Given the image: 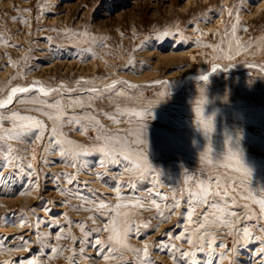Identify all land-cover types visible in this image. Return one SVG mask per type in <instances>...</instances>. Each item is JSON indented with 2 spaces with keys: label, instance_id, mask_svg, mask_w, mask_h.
Returning a JSON list of instances; mask_svg holds the SVG:
<instances>
[{
  "label": "rangeland",
  "instance_id": "rangeland-1",
  "mask_svg": "<svg viewBox=\"0 0 264 264\" xmlns=\"http://www.w3.org/2000/svg\"><path fill=\"white\" fill-rule=\"evenodd\" d=\"M263 1L203 0L194 7L187 0H0V100L13 87L34 81L41 82L37 88L50 92L48 97L38 91L18 93L10 106L0 109V117L5 118L0 122V163H5L7 174L19 157L21 168L0 192V237L9 238L0 248V264H16L22 258H39L41 264H73V257L75 264H122V260L128 264L147 260L152 264H233L234 257L235 264H262L264 215L258 201L264 199ZM164 32L170 35L156 39ZM159 53L180 55L159 60ZM213 65L219 70L212 72ZM201 75H208L207 82L199 79ZM117 81L125 83L106 91ZM92 88L97 91H85ZM201 98L204 116L214 125L210 136L197 124L195 107ZM55 99L59 106L49 108L47 104ZM37 108L60 117L58 139L89 149L101 146L95 139L101 126L112 132L131 129L139 119L132 113L151 109L153 118L146 122L145 133L146 165L133 171L126 170V161L100 167L104 155L94 150L83 154L82 149L60 160L58 150H48L47 131L43 140L34 139L39 132L33 121L9 119L18 112L52 126V120ZM65 117L81 123L68 125ZM19 124L32 126V131L8 138L3 130ZM209 147L211 163H206L202 155ZM229 148L239 150L250 175L245 177L236 171L234 161L225 159ZM28 163L33 165L30 173ZM61 173L71 174L73 183L67 182V176L53 179ZM97 173L102 177L97 178ZM209 174L219 179L221 188L231 177L228 195L235 205L228 203L225 211L237 215L198 206L189 220L190 193L197 192V182ZM101 202L119 203L122 214H130L135 222L133 234L124 240L130 247L121 258L104 259L95 247L56 238L61 234L84 237L79 227L68 226L67 221L83 222L86 230L102 227L106 221L98 208ZM173 203L179 207L169 214ZM206 212L209 216L201 228L198 222ZM246 212H250L247 219ZM91 216L97 217L96 224ZM217 219L227 223H213ZM45 221L64 227L57 231ZM244 227L251 233L248 241ZM165 231L168 236L163 235ZM108 235L93 231L84 238L94 243L107 240ZM21 237L31 241L27 244L31 251L21 250ZM145 245L147 257L142 251L138 255L131 251ZM60 248L64 250L59 254L52 252Z\"/></svg>",
  "mask_w": 264,
  "mask_h": 264
},
{
  "label": "snow or ice",
  "instance_id": "snow-or-ice-1",
  "mask_svg": "<svg viewBox=\"0 0 264 264\" xmlns=\"http://www.w3.org/2000/svg\"><path fill=\"white\" fill-rule=\"evenodd\" d=\"M16 19V18H13ZM235 30V29H234ZM170 33L164 32L161 36H157L156 39H162L166 38ZM219 70L218 65H213L211 71L216 72ZM200 80L207 82L208 75H201L199 77ZM40 81H34L32 85L29 86H18L13 87L11 89V94L7 96L6 99L0 100V109L5 108L6 106L12 104L14 98L17 96L18 93L25 94L33 91H38L39 93L43 94V97H48L50 95V92L45 89V87L40 86L37 88V85H40ZM117 83H125L123 81H117L113 84H110L107 86L106 91H111L116 88ZM63 87V86H61ZM129 87L134 88L136 85H129ZM86 92L95 93L97 90L95 88L87 89ZM120 95H123V93H119ZM103 98V97H101ZM205 103L203 98L196 101V107L195 112L197 115V124L198 127L202 128L203 132L206 136H210V134L214 130V125L212 119L205 118L203 113L202 105ZM49 108L58 107L59 106V100L55 99L47 104ZM83 106V105H81ZM91 105H89L90 107ZM35 111L41 112L42 115L46 116L49 120H52L53 124L52 126L46 125L42 120L35 119L32 116H21L18 112H12L9 119H12L13 122L16 120L20 121H33L35 129L39 132V135H35L34 139L43 140L44 139V133L47 131L48 133V144L51 146L50 149H48L51 152L59 151V157L60 160H64L66 155L70 154L71 151H75L77 149H82L83 154H87L90 150L97 151L99 153H102L105 157V159L100 160L99 164L100 167H107L109 164L111 165H119L123 162H127L125 164V168L127 171H133L140 170L146 165V160L144 159V147L146 145V122L149 119H152L151 109H146L145 111H135L132 113L133 117H138L139 119L136 120L135 125L131 129H124L120 130L117 129L115 132L109 131L107 129H104L103 126L97 129L98 135L95 138L97 141L101 142V146L98 148H92L89 149L85 145L77 144L73 140H67L62 141L61 139H58V135H62V133H58V129L56 126V121L60 119V117H54L51 112L44 111L40 108L34 109ZM105 116H107V112L103 113ZM147 117V118H146ZM110 120H114V117H108ZM5 119L4 117H0V122ZM66 123L68 125L78 126L81 121L77 118H71V117H65ZM116 123H120L121 121H115ZM97 124H99V121H96ZM129 124H132V120H129ZM80 131H84V129L80 128L78 129ZM8 138L11 139H17L23 132H31L32 126L25 127L23 124L15 125L12 129H4L3 130ZM2 138V137H0ZM65 145H71V149H67ZM11 147L9 146L8 152L11 153ZM211 147H209L202 155V160L206 163H211ZM2 154V153H0ZM77 155H80L81 152H77ZM241 153L239 150L233 151L232 148L228 149V154L225 157V159L229 161H234L236 164V171L243 172L245 174V177L250 175L249 169L245 168L244 164L242 163L240 159ZM12 158V157H9ZM16 164L14 166V169L12 172H9L7 174L4 173V167L5 163H0V192H3L4 188L8 187L12 180L16 179L17 172L21 171L19 157H15ZM59 161H53V163H56ZM47 163V161H45ZM71 166L76 167L75 164H72V162H69ZM26 168L28 172L33 169V165L31 163H28L26 165ZM102 173H97V178L102 177ZM67 176V182L69 184L73 183L71 174L61 173L60 177H57L53 175L54 180H59L61 177ZM188 179H191L189 177ZM231 180V177L225 180L224 187L221 188V184L219 179L216 176H213L211 174L208 175L206 179L199 180L197 182L198 184V191L190 193V198L188 199L189 209L187 211V218L191 220L192 214L195 211V208L198 206H207L208 209H211L213 212H223L225 216H236V211H225V209L228 206V203H232L235 205V200L228 195V183ZM187 183V180L185 181ZM213 185H215V189L213 190ZM126 186V185H124ZM234 190V186H233ZM61 191H64L61 189ZM119 192H117V198H119ZM157 195H160L157 193ZM211 197V199L209 198ZM75 198V197H74ZM80 199H83V197H79ZM173 199H175L173 197ZM259 207H260V213L261 215H264V199L258 201ZM153 205H157V201L155 199L152 200ZM223 204V207L221 206ZM139 206V205H137ZM176 207H179V203H173L171 208L169 209V214H171L172 211L175 210ZM246 207V206H244ZM98 208L100 210L101 215L105 218L104 225L97 226L94 230L93 229H85V226L83 222H73V221H67L68 226H77L80 228L81 232L84 233V237H89V234L93 231L95 233H102L107 232L109 235L107 237V240H101L96 239L93 243V241L88 238L85 239L84 237L76 238L73 236H64V235H57V239H72L74 245L77 243H84L88 245L89 247H95L97 252L101 255L102 258L108 259L109 257L112 258H121V254L123 251L129 249V245L124 242L125 238L129 236L130 234H133V228L136 227L135 222L131 219V215L128 213L122 214L121 210L123 208L122 205L119 203L115 205H110L106 202H101L98 205ZM77 210H80L77 208ZM85 211H93L94 209H84ZM105 210H108L105 212ZM45 211L49 212L51 215V209L46 208ZM66 215V214H65ZM181 216H184V213H181ZM209 216V213H201V221L198 222L199 226L202 228L204 226V222L207 221ZM250 217V212H246L245 219ZM161 219H166L164 214H160ZM260 217H257L259 219ZM89 219L92 220L93 224H96L97 217L91 216ZM41 218L37 217V224L40 223ZM46 224L50 225L51 227L57 229L59 231L64 227V225H60L59 223L52 225L51 221H45ZM213 223L215 224H226V221L223 220H214ZM147 227V225H144ZM35 227V225H33ZM261 231H264V227H261ZM170 231V230H168ZM168 231H165L163 234L164 236H168ZM243 231V237L245 241H248L249 237L251 236V233L249 231L248 227H244L242 229ZM208 235H211V233H208ZM179 237H173V239H178ZM253 239H258L257 237H252ZM9 238L6 237H0V248H3L6 241ZM22 243H21V250H28L27 244L31 241L24 240L23 237H21ZM189 243H192L191 240H188ZM119 246V247H117ZM167 247V246H164ZM148 246L145 245L144 248L136 249L131 248V251L135 254H139L141 251L143 252V256H148ZM64 249H52V252H55L59 254ZM83 249H81V254L83 253ZM185 255L191 256L193 254L186 253ZM260 257H264V248L260 249L259 253ZM223 259V256L221 257ZM73 264L74 262V257ZM4 264H12V262H4ZM16 264H41V260L39 258H27V259H21L20 261L16 262ZM122 264H128V261L122 260ZM143 264H152L150 260L144 261ZM233 264H235V257L233 258ZM262 264H264V261H262Z\"/></svg>",
  "mask_w": 264,
  "mask_h": 264
},
{
  "label": "bare ground",
  "instance_id": "bare-ground-1",
  "mask_svg": "<svg viewBox=\"0 0 264 264\" xmlns=\"http://www.w3.org/2000/svg\"><path fill=\"white\" fill-rule=\"evenodd\" d=\"M195 1H196V0H194V2H192V0H187L186 4H189V5L191 4V5H192V4L194 3V5H193L194 7H199V6H201V4H202L201 2H202L203 0H200V3H197V4H195ZM227 3H228V1H227ZM261 3H262V2H261ZM261 3H259V4H261ZM263 3H264V1H263ZM261 5H263V4H261ZM256 6H257V5H256ZM263 7H264V6H263ZM255 8L257 9L258 6L255 7ZM259 8H260V5H259ZM261 9H262V8H261ZM254 11H255V10H254ZM255 12H256V11H255ZM255 12H253V13H255ZM258 13H259V11H258ZM246 15H247V14H246ZM252 15H253V14H252ZM220 16H221V15H220ZM56 19H57V18H56ZM221 19H222V18H221ZM221 19H220V20H221ZM216 21H217V20H216ZM218 21H219V20H218ZM217 24H218V23H217ZM214 25H215V24H214ZM215 26H216V25H215ZM215 26H214V27H215ZM203 28H204V27H203ZM205 29H206V26H205ZM208 29H209V27H208ZM209 30H210V29H209ZM196 34H197V33H196ZM198 34H199V33H198ZM186 51H187V50H186ZM189 51H190V50H189ZM169 52H170V51H169ZM188 53L190 54V52H188ZM188 53H187V54H188ZM184 54H185V53H184ZM177 55H180V54H178V53H177V54L159 53L158 56H159V60H160V58L163 59V60H165V59L167 60L169 57H174V56H177ZM185 55H186V54H185ZM100 61H101V60H100ZM101 62H102V61H101ZM101 62H100V63H101ZM157 62H158V61H157ZM96 63H97V62H96ZM154 63H155V62H154ZM203 63H205V62H203ZM62 64H63V63H61V65H62ZM70 64H71V63H70ZM156 66H157V64H156ZM55 67H56V66H55ZM55 70H56V69H55ZM137 81H138V80H137ZM142 81H143V80H142ZM158 81H159V80H158ZM155 82H156V81H155ZM137 83H139V82H137ZM151 83H152V82H151ZM153 83H154V82H153ZM153 83H152V84H153ZM148 85H150V84H148ZM9 106H10V105H9ZM6 107H7V106H6ZM81 136H82V135H81ZM82 137H83V136H82ZM34 172H35V171H34ZM123 177H124V176H123ZM96 183H97V182H96ZM26 234H28V233H26ZM141 243H142V242H141Z\"/></svg>",
  "mask_w": 264,
  "mask_h": 264
}]
</instances>
